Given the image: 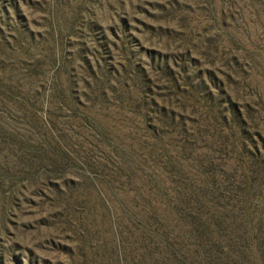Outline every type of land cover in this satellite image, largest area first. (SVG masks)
<instances>
[{
	"label": "rangeland",
	"instance_id": "374dc122",
	"mask_svg": "<svg viewBox=\"0 0 264 264\" xmlns=\"http://www.w3.org/2000/svg\"><path fill=\"white\" fill-rule=\"evenodd\" d=\"M54 145L67 169L31 173ZM2 175L0 264H114L105 207L118 232V203L180 198L258 257L264 0H0Z\"/></svg>",
	"mask_w": 264,
	"mask_h": 264
},
{
	"label": "trees",
	"instance_id": "16d2710c",
	"mask_svg": "<svg viewBox=\"0 0 264 264\" xmlns=\"http://www.w3.org/2000/svg\"><path fill=\"white\" fill-rule=\"evenodd\" d=\"M49 136L50 133L45 130L42 134L44 144L51 142ZM60 151L56 145L40 151V156L31 167V173L51 176L57 172H64L70 164L66 155ZM56 155L57 158H54ZM6 181L7 176H0V190L3 189ZM67 190H71V187L66 185L62 189L56 188V193L63 198L68 194L64 211L71 215L76 209L74 208L76 201L70 200L71 192ZM162 193L164 194L163 191ZM97 200L100 205H104L98 198ZM185 201L184 198L177 200L176 208L169 212L159 210L153 205L149 216L132 212L128 206L118 203V212L124 219L119 222L118 232L115 230L113 211L106 206L104 215L110 229L112 262L114 264H264V248L259 247L258 257L248 249L242 252V255L238 251H232L233 248L240 250V247L236 248L234 245L235 234L225 238V230L221 231L217 227L213 232L203 222L201 216L197 217L195 213L188 212ZM5 202L8 203L4 196L0 195V204L5 207ZM70 221L73 222L72 219ZM187 221L193 225V231H185ZM82 225L77 219L73 223V229L83 228L87 231ZM117 236L118 244L114 243ZM262 236L264 237L263 233ZM241 237L242 246L245 248L248 244L247 236L241 234ZM263 240L264 238L261 241ZM89 244L84 243L83 246L89 248ZM89 251L91 253V250Z\"/></svg>",
	"mask_w": 264,
	"mask_h": 264
}]
</instances>
